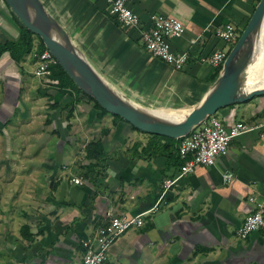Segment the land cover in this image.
<instances>
[{"label": "crops", "instance_id": "crops-1", "mask_svg": "<svg viewBox=\"0 0 264 264\" xmlns=\"http://www.w3.org/2000/svg\"><path fill=\"white\" fill-rule=\"evenodd\" d=\"M41 1L113 88L170 115L187 114L205 99L220 68L205 59L232 49L218 31L233 25L240 34L257 2L127 0L145 27L154 14L184 24L186 33L172 46L188 53L190 62L176 70L146 50L139 30L118 24L109 0ZM0 10L4 43L19 36V24L1 2ZM33 57L37 62L35 51L19 64L9 54L0 59V140L6 144L0 146V168L9 172L5 182L0 178V200L7 190L0 210L6 264H83L84 241L105 225L109 211L136 216L152 209L143 227L112 245L110 264H264V232L238 236L258 210L251 197L264 200V97L220 110L225 127L243 123L251 130L234 139L215 165L199 166L166 190L164 182L175 179L184 163L177 151L156 158L142 154L152 136L101 115L88 96L62 91L58 80L28 75ZM93 140L113 156L108 176L97 183L85 151ZM24 226L33 241L22 237Z\"/></svg>", "mask_w": 264, "mask_h": 264}, {"label": "water", "instance_id": "water-1", "mask_svg": "<svg viewBox=\"0 0 264 264\" xmlns=\"http://www.w3.org/2000/svg\"><path fill=\"white\" fill-rule=\"evenodd\" d=\"M11 12L33 34L40 37L47 50L77 87L93 98L108 113L119 116L142 132L180 140L190 135L220 110L264 97V88H244L258 57L257 36L264 24V0H260L241 37L230 51L217 81L205 99L186 116L168 119L121 94L94 68L75 45L70 35L48 12L41 0H5Z\"/></svg>", "mask_w": 264, "mask_h": 264}, {"label": "built area", "instance_id": "built-area-1", "mask_svg": "<svg viewBox=\"0 0 264 264\" xmlns=\"http://www.w3.org/2000/svg\"><path fill=\"white\" fill-rule=\"evenodd\" d=\"M108 11L120 26L140 31V41L153 57L176 70H183L190 62L188 53H177L172 46L173 39L181 38L186 33L187 29L181 21L154 14L151 16V26L145 27L140 17L128 6L127 0H109ZM218 36L234 45L239 40L238 30L233 25H227L219 30ZM228 55L229 52H216L205 61L220 67ZM57 64L56 58L46 50L38 57L33 75L37 78H49L52 75V68ZM194 130L181 139L179 156L184 163L175 179L164 182L166 190L172 188L179 179L194 173L199 166L215 165L221 156L228 153L232 141L250 131L251 128L243 123L227 128L216 116H212L200 125L197 131ZM224 178L230 180L232 177L225 175ZM73 183L82 184V180L74 178ZM250 200L256 204L258 210L239 228L238 236L243 240L255 232H264V200H259L255 196ZM154 210L136 216L114 215L113 211H109L105 225L96 232L92 240L87 238L84 241L86 255L83 264H110L108 253L112 245L128 231L143 227V217Z\"/></svg>", "mask_w": 264, "mask_h": 264}, {"label": "trees", "instance_id": "trees-1", "mask_svg": "<svg viewBox=\"0 0 264 264\" xmlns=\"http://www.w3.org/2000/svg\"><path fill=\"white\" fill-rule=\"evenodd\" d=\"M5 2V0H0ZM8 7V5L6 4ZM9 8V7H8ZM15 16V14L12 12ZM16 21L19 26V36L13 40L6 41L4 43L0 42V59L5 55L9 54L12 61L19 64L21 63L28 55L32 54L34 51L37 54V57H40L46 50V46L42 39L31 31H29L15 16ZM245 30V29H244ZM243 31L241 32V34ZM37 37V38H35ZM233 48V47H232ZM232 50V49H231ZM36 60V58H35ZM223 65L220 66L218 70V77L222 72ZM51 78L54 80H58L59 87L62 91H67L69 89L75 91L77 94H84L77 85L73 82V80L69 77V75L64 71L61 65L58 63L56 66L52 68ZM86 95V94H84ZM87 96V95H86ZM89 97V96H88ZM94 103L97 110L100 111L101 115H107L108 113L105 109H103L93 98L89 97ZM112 115V114H111ZM115 118H118L124 122L122 118L119 116L112 115ZM128 123V122H127ZM135 130L140 131L139 129L133 127ZM142 132V131H140ZM154 136V135H153ZM163 141H166L163 143ZM180 140L167 138L164 136H154L153 141H150L145 149L142 150V154L147 153L149 158H156L160 155H163L167 150L174 149L179 154V145L181 143ZM86 158L90 161L88 166V173H93L94 177L92 178L93 183H97L99 180L105 179L108 176V161L113 159L112 155H109L105 148L104 144L101 140H93L86 146ZM183 164V163H182ZM28 227L24 226L22 228V237L28 241H33L34 237L32 234L28 233Z\"/></svg>", "mask_w": 264, "mask_h": 264}, {"label": "rangeland", "instance_id": "rangeland-1", "mask_svg": "<svg viewBox=\"0 0 264 264\" xmlns=\"http://www.w3.org/2000/svg\"><path fill=\"white\" fill-rule=\"evenodd\" d=\"M257 2H256V6H257V4L259 3V0H256ZM1 2V4L3 3V4H5L4 2H2V1H0ZM5 6H6V4H5ZM6 8H8L7 6H6ZM1 11V10H0ZM10 12V11H9ZM241 33L239 34V38L241 37ZM35 38H37V37H35ZM234 44H232L231 45V48L232 47H234L233 46ZM264 46L262 45V47L261 48H259V50H258V54H261L260 56H258V57H256V60L254 61V65H253V67H252V70H251V73H250V77H252L253 79H255L256 80V82H259V81H261V80H263L264 81V48H263ZM263 48V49H262ZM34 57H33V59H32V61L30 60V62H29V64H28V70H27V73H28V75H30V76H32V77H34V75H33V72H34V70H35V64H36V62L34 61ZM261 69V70H260ZM44 79V78H43ZM254 81V80H253ZM216 117H218L219 116V113H217L216 115H215ZM200 128V126H198V127H196L195 128V130L197 131L198 129ZM194 130V131H195ZM146 135L147 136H152V137H154L153 135H151V134H147L146 133ZM0 146H2V147H4V146H6V144H5V142H3V141H1L0 140ZM5 159V155L4 154H2L1 153V151H0V163H4L3 162V160ZM3 166H4V164H3ZM0 167H2V166H0ZM8 173L9 172H6L5 170H3L2 168H0V178H1V180H3L4 182L6 181V178H8L7 176H8ZM6 183H3V185L4 186H6L5 185ZM3 192H2V194H3V196H1L2 197V199H5V197H6V195H7V190H6V188L4 187V189L2 190ZM1 193V192H0ZM5 196V197H4ZM1 199V200H2ZM0 200V207H1V209L0 210H2L3 209V207H2V205L1 204H3L2 203V201ZM5 204H7V203H5ZM3 222V218L0 216V240L2 241H5V239H6V232H5V228H3L2 226L3 225H1V223ZM0 254H3L4 256H1L0 257V259L2 260H0V264H6L5 262H6V260H8L7 259V257H8V255L6 256L5 254H6V251L4 252H0ZM4 259H6V260H4Z\"/></svg>", "mask_w": 264, "mask_h": 264}, {"label": "bare ground", "instance_id": "bare-ground-1", "mask_svg": "<svg viewBox=\"0 0 264 264\" xmlns=\"http://www.w3.org/2000/svg\"><path fill=\"white\" fill-rule=\"evenodd\" d=\"M256 41H257V44H258L257 47L261 48L262 45L264 46V24H263L262 29L260 30V32H259V34H258V36H257ZM263 48H264V47H263ZM263 48H262V49H263ZM263 53H264V52H263ZM260 55H261V54H258V56H260ZM260 70H261V69H260ZM253 80H254V81H253ZM244 88H245L247 91H252V90H254V89H256V88H264V81L261 80V81H259V82H256V80L253 79L252 77H250V75H249V77H247V80H246V82H245ZM171 112H172V111H171ZM155 113H156V112H155ZM172 113H174V114H171V115H170V114H159V113H156V114L161 115V116H163V117H165V118H168V119H174V120H176V119H180V118L186 116V114L179 113V112H172ZM175 113H176V114H175Z\"/></svg>", "mask_w": 264, "mask_h": 264}]
</instances>
